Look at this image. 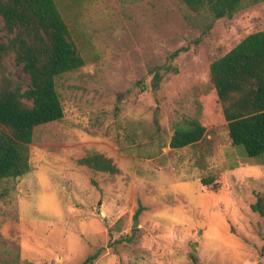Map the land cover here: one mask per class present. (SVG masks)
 Masks as SVG:
<instances>
[{"label":"rangeland","instance_id":"obj_1","mask_svg":"<svg viewBox=\"0 0 264 264\" xmlns=\"http://www.w3.org/2000/svg\"><path fill=\"white\" fill-rule=\"evenodd\" d=\"M55 1L85 63L57 78L64 116L34 127L30 170L0 181V264H82L96 251L86 264H193V251L202 264H264L251 208L264 201V154L237 156L209 79L212 60L264 29V0L207 30L185 0ZM2 27L0 16L8 43ZM2 75L28 80L12 50ZM196 118L203 139L171 148ZM93 153L118 171L78 163Z\"/></svg>","mask_w":264,"mask_h":264},{"label":"trees","instance_id":"obj_2","mask_svg":"<svg viewBox=\"0 0 264 264\" xmlns=\"http://www.w3.org/2000/svg\"><path fill=\"white\" fill-rule=\"evenodd\" d=\"M190 8L207 12L210 22L232 16L242 0H185ZM2 29L8 43L0 41V73L4 54L14 52L15 62L28 76L25 84L2 75L0 78V181L17 178L30 170L28 144L34 127L60 120L64 109L56 87L62 74L82 67L84 57L70 39L69 25L55 0H0ZM175 55V54H173ZM163 68L153 73V82L161 80ZM209 79L216 91L228 136L237 156L256 158L264 154V29L246 35L225 54L209 65ZM205 126L196 118L175 128L171 148H181L203 139ZM94 170L116 173L113 161L100 153L78 159ZM264 163V161L262 162ZM209 184L210 179H201ZM264 217V201L258 196L251 205ZM139 211H136L135 216ZM132 229V231H136ZM99 251L82 264L95 259ZM193 264H202L193 251Z\"/></svg>","mask_w":264,"mask_h":264},{"label":"water","instance_id":"obj_3","mask_svg":"<svg viewBox=\"0 0 264 264\" xmlns=\"http://www.w3.org/2000/svg\"><path fill=\"white\" fill-rule=\"evenodd\" d=\"M136 223H137V222H136V220H135L134 223H133V227L136 226Z\"/></svg>","mask_w":264,"mask_h":264},{"label":"crops","instance_id":"obj_4","mask_svg":"<svg viewBox=\"0 0 264 264\" xmlns=\"http://www.w3.org/2000/svg\"><path fill=\"white\" fill-rule=\"evenodd\" d=\"M242 158V157H241Z\"/></svg>","mask_w":264,"mask_h":264}]
</instances>
